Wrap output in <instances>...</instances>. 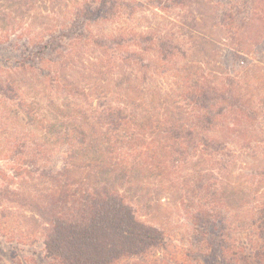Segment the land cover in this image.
Masks as SVG:
<instances>
[{
	"label": "trees",
	"instance_id": "1",
	"mask_svg": "<svg viewBox=\"0 0 264 264\" xmlns=\"http://www.w3.org/2000/svg\"><path fill=\"white\" fill-rule=\"evenodd\" d=\"M40 1L0 0V45L16 53L12 61L7 57L5 66L0 62V127L10 124L4 153L14 158L12 177H18L27 192L17 202L42 222L45 255L53 264H116L162 246L164 231L140 216L153 208V199L163 198L159 190L168 193L171 188L175 200L193 208L191 224L210 228L209 249L198 259L214 256L218 264L232 263L219 229L225 215H211L219 202L228 207L233 200L224 192L229 159L220 138L222 119L228 113L255 117L258 106L230 84L211 85L201 74L185 82L174 106H168L172 111L157 112L150 101H140V86L159 76V69L177 52H184L179 50L181 42L168 34L124 32L133 31L132 26L108 32L106 24L123 20L117 13L122 5L129 6L124 0H82L69 23L57 17L35 37L20 30L18 20L26 14L33 19L29 12ZM256 1L245 0L249 20L239 32L231 19L216 21L234 46L229 62H243L247 30L264 18L258 16ZM184 2L172 0L164 8L186 6ZM7 26L11 31L5 34ZM77 61H94L114 80L113 93L119 96L85 94L73 86L65 73ZM36 91H43L45 107L34 96ZM76 95L86 97L85 107L76 103ZM89 97L96 98V105ZM209 160V168H196L190 178L183 172L192 161ZM151 177L157 179L154 190L144 183ZM261 203L257 219L264 222ZM259 260L263 264V257Z\"/></svg>",
	"mask_w": 264,
	"mask_h": 264
},
{
	"label": "rangeland",
	"instance_id": "2",
	"mask_svg": "<svg viewBox=\"0 0 264 264\" xmlns=\"http://www.w3.org/2000/svg\"><path fill=\"white\" fill-rule=\"evenodd\" d=\"M81 1L41 0L33 3L29 13H34V18L28 20L30 16L26 14L23 20H18V28L36 34L53 24L57 17L69 23ZM124 1L129 6L122 5L117 13L123 16V20H111L106 24L108 32L134 27L133 31L124 32L168 34L181 42L179 50L184 51L177 52L165 68L159 69L163 71L159 76L152 75L140 86V101H150L157 112L172 111L169 108L174 106L189 77L203 74L211 85L217 83L218 87L230 88V84L238 93L250 98L252 105L258 106L255 117L248 112V116L225 112L228 114L222 119L220 136L223 142L225 140L224 154L229 159L224 192L228 196L231 194L233 200L228 202L229 208L225 206L226 202H219L221 206L211 215H225V223L219 229L224 233L227 245L224 251L228 260H232L233 264H260L259 257H263L264 264V239L260 236L264 222L257 219L258 212L262 213L259 203H264V18L254 20L247 30L246 44L242 48L245 51L243 62H229L234 46L225 39L216 21L223 18L229 22L231 19V25L239 32V27L249 20L247 16L250 8L244 6L247 5L245 0H182L186 6L172 5L167 9L164 8L165 4L172 0H160L159 4L157 0ZM257 2L258 16L264 17V0H257L255 5ZM131 8L134 10L130 11ZM9 27H5V34L10 33ZM3 35L0 33V37L4 38ZM14 55L16 53L11 47L0 45L2 65L5 66L8 56L12 61ZM91 62L77 61L72 68H68L65 77L85 94L106 93L118 97L113 93L114 80L96 67L94 61ZM34 96L38 98L40 106L45 107L48 103L44 101L43 91H36ZM85 98L76 95L75 101L85 107ZM89 99L92 105H96L95 97ZM183 115L186 116L187 111H183ZM5 125V128L0 127V149L3 150L0 155V171L5 177V180L0 181V264H53L43 249L42 222L30 210L18 205L17 201L27 197V192L20 185V179L12 177L13 167L17 165L14 158L6 157L4 153L5 139L10 133L9 122L6 121ZM60 162L58 158L57 166ZM41 163L47 164L45 160ZM211 165L210 160L192 161L183 172L190 178V175L197 173L196 168L204 171ZM156 181V177H151L144 183L154 190L157 188ZM243 187L248 188L241 192ZM159 193L163 198L158 201L151 199L153 208L140 218L164 231L163 245L147 250L143 256L124 258L116 264H218L215 260L218 258L214 256L198 259L199 254L209 249L210 228L191 224L193 208L184 207L175 200L173 196L177 194L174 189L170 188L168 193L159 190ZM243 201H248L247 206ZM213 249L219 251L216 245ZM232 263L228 261L224 264Z\"/></svg>",
	"mask_w": 264,
	"mask_h": 264
}]
</instances>
